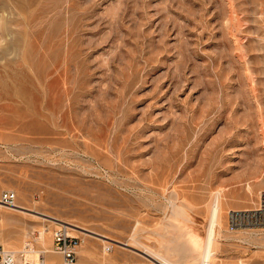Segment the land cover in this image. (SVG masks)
<instances>
[{
  "label": "rangeland",
  "instance_id": "374dc122",
  "mask_svg": "<svg viewBox=\"0 0 264 264\" xmlns=\"http://www.w3.org/2000/svg\"><path fill=\"white\" fill-rule=\"evenodd\" d=\"M0 25V249L65 264L53 216L91 230L75 264L190 260L221 191L215 264H264L228 221L264 192V0H0Z\"/></svg>",
  "mask_w": 264,
  "mask_h": 264
},
{
  "label": "bare ground",
  "instance_id": "6f19581e",
  "mask_svg": "<svg viewBox=\"0 0 264 264\" xmlns=\"http://www.w3.org/2000/svg\"><path fill=\"white\" fill-rule=\"evenodd\" d=\"M7 1V0H6ZM11 2V1H10ZM9 5V4H8ZM14 5V4H13ZM4 6V5H3ZM17 8V7H15ZM13 9V8H12ZM6 13V12H5ZM18 14V12L14 11V13L10 14L11 16L13 14ZM7 14V13H6ZM20 14V13H19ZM9 15V14H8ZM10 16V17H11ZM16 15H14V18H15ZM13 16H12V20L14 19ZM10 19V18H9ZM16 19V18H15ZM19 18H17L18 20ZM11 20V22H12ZM10 21V20H9ZM7 22V21H6ZM13 24V22H12ZM11 25V24H10ZM9 25V26H10ZM15 25V23H14ZM13 25V26H14ZM20 25V24H19ZM12 26V25H11ZM17 26V25H15ZM1 27V25H0ZM13 28V27H12ZM8 29V27H7ZM10 30H11V27H10ZM13 30V29H12ZM11 33V32H10ZM13 33V31H12ZM1 36H0V40H1ZM22 45V44H21ZM10 47V46H9ZM8 47V48H9ZM18 48H20L19 46H17ZM8 48H6L8 50ZM15 48V47H14ZM10 50V49H9ZM5 52V51H4ZM9 54V53H8ZM18 56V55H17ZM10 60V59H9ZM17 60V59H16ZM16 72V71H15ZM178 199V198H177ZM172 201V200H171ZM0 206L1 207H10V208H24L23 206H21L20 204H15L13 206H7V205H4L3 203H1V200H0ZM223 194L221 191H219L218 193H216V195L214 194V199L212 201V205H211V211H210V220H209V227H208V230H207V233H206V236L204 238V241H203V244L201 247L197 248L195 246H193L191 243H189V245H182L181 247L179 246L180 243H176L178 244V249H177V252H178V255H179V252H189V253H192L193 254V258L188 260V257H187V260H184V261H180V260H175L172 258L171 255L175 254V253H170V254H163L161 252H157L156 250H152L150 248H147L146 247V250L152 254L154 257L158 258L160 260V262L162 264H215L216 263V258H217V243L219 241V230L222 226V222H223ZM49 218L51 216H48ZM53 219V221L57 224H62L63 226H65V228L68 229H71V230H74V231H79V232H82V233H85V234H89V232H91V230L85 228V227H82L78 224H74V223H70V222H65L57 217H51ZM167 219V218H166ZM166 221V220H165ZM170 221V220H169ZM161 224V223H160ZM167 224V223H166ZM169 224V223H168ZM173 226H174V223H172ZM177 225V224H176ZM61 226V225H60ZM154 228V227H153ZM147 229V228H146ZM243 229V228H242ZM247 229V228H245ZM249 229V228H248ZM247 229V230H248ZM249 230H257V229H249ZM69 231V230H68ZM184 233V232H183ZM97 234V233H96ZM164 237V236H163ZM36 240L38 242H40V244L46 246L47 245V240L49 238V230L47 228H42V229H39V231H37V236L35 237ZM186 239V238H185ZM179 240V239H178ZM166 243V242H165ZM185 243V242H184ZM129 245V244H128ZM181 245V244H180ZM171 247V246H170ZM174 246H172L173 248ZM176 247V246H175ZM109 248V247H108ZM171 248V249H172ZM55 250V248H54ZM174 250V249H173ZM56 251V250H55ZM53 250H49V249H46L44 252H55ZM168 251V250H167ZM175 251V250H174ZM31 252L30 250L26 249L24 250V253H29ZM173 252V251H172ZM17 253V252H15ZM165 253V252H164ZM188 253V254H189ZM25 255V254H24ZM42 255L44 256L43 253H41L39 255V259L37 261H33L32 262H36V263H39L40 262V258L42 257ZM184 255V254H183ZM186 255V254H185ZM29 258V257H28ZM45 258V257H44ZM186 258V257H185ZM24 257H19V261H23ZM44 263L46 264V260L44 259ZM47 263L48 264H59V260L56 258V257H49L48 260H47ZM241 264H245L244 261H241Z\"/></svg>",
  "mask_w": 264,
  "mask_h": 264
},
{
  "label": "built area",
  "instance_id": "2783aa9c",
  "mask_svg": "<svg viewBox=\"0 0 264 264\" xmlns=\"http://www.w3.org/2000/svg\"><path fill=\"white\" fill-rule=\"evenodd\" d=\"M2 203L7 206H13L17 201V194L12 191L4 192L1 197ZM228 221L231 227L264 229V192L260 197L257 207L251 209L231 210L228 214ZM78 237L71 235L67 228L61 227L54 232V244L56 252L63 255L65 264H75L77 260V248L79 246ZM23 253V251L21 252ZM15 253L12 250L0 249V264H45L40 258V262H32L24 259L19 261V257H25L24 254Z\"/></svg>",
  "mask_w": 264,
  "mask_h": 264
}]
</instances>
